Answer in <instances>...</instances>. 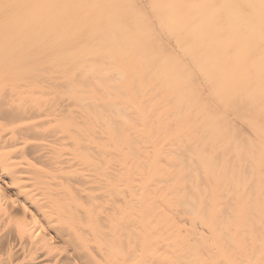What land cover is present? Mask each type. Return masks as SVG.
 Segmentation results:
<instances>
[{
    "label": "bare ground",
    "instance_id": "6f19581e",
    "mask_svg": "<svg viewBox=\"0 0 264 264\" xmlns=\"http://www.w3.org/2000/svg\"><path fill=\"white\" fill-rule=\"evenodd\" d=\"M0 264H264V0H0Z\"/></svg>",
    "mask_w": 264,
    "mask_h": 264
}]
</instances>
